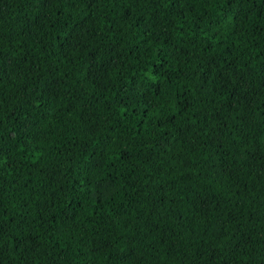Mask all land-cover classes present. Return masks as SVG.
Instances as JSON below:
<instances>
[{
    "label": "trees",
    "instance_id": "1",
    "mask_svg": "<svg viewBox=\"0 0 264 264\" xmlns=\"http://www.w3.org/2000/svg\"><path fill=\"white\" fill-rule=\"evenodd\" d=\"M0 264H264V0H0Z\"/></svg>",
    "mask_w": 264,
    "mask_h": 264
}]
</instances>
